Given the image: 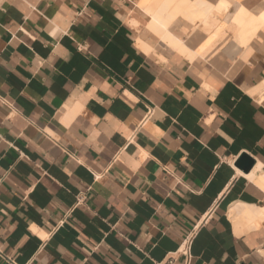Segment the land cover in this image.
I'll return each instance as SVG.
<instances>
[{
    "label": "crops",
    "instance_id": "1",
    "mask_svg": "<svg viewBox=\"0 0 264 264\" xmlns=\"http://www.w3.org/2000/svg\"><path fill=\"white\" fill-rule=\"evenodd\" d=\"M131 8L0 0V264H264V31L192 59Z\"/></svg>",
    "mask_w": 264,
    "mask_h": 264
},
{
    "label": "bare ground",
    "instance_id": "2",
    "mask_svg": "<svg viewBox=\"0 0 264 264\" xmlns=\"http://www.w3.org/2000/svg\"><path fill=\"white\" fill-rule=\"evenodd\" d=\"M130 12L131 21L135 26L142 25L149 28L165 43V46L186 54L192 59L197 56L196 52L191 50L183 40L173 35L171 32L173 26L181 25L190 29L198 25L204 30H211L208 39L204 42L207 45L210 42L214 44L212 41L215 39L217 41L219 36L227 32V28L233 31L234 39L241 45L249 44L255 36L264 31V3L262 2L249 7L246 0H155L148 7L135 4ZM212 15L216 17V21L210 20ZM204 43L201 47L199 46V54L209 49L210 44L207 46ZM137 44L146 52L153 50V46L148 45L142 37H139ZM204 45L207 46H205L206 50ZM242 215L247 221L256 223L258 219L264 217V209L247 206ZM252 223L250 225H254Z\"/></svg>",
    "mask_w": 264,
    "mask_h": 264
},
{
    "label": "water",
    "instance_id": "3",
    "mask_svg": "<svg viewBox=\"0 0 264 264\" xmlns=\"http://www.w3.org/2000/svg\"><path fill=\"white\" fill-rule=\"evenodd\" d=\"M236 165L241 169L249 171L255 165V160L251 156L245 154L237 161Z\"/></svg>",
    "mask_w": 264,
    "mask_h": 264
},
{
    "label": "rangeland",
    "instance_id": "4",
    "mask_svg": "<svg viewBox=\"0 0 264 264\" xmlns=\"http://www.w3.org/2000/svg\"><path fill=\"white\" fill-rule=\"evenodd\" d=\"M131 1V6L133 7L135 4H138L139 6H141V7H148V6H150V4H152L155 0H130ZM214 1H216V0H214ZM210 20L211 21H216L217 19H216V17L215 16H211L210 17ZM142 27H144V26H142L141 25V27H139V28H142ZM201 28H203V27H201ZM227 31H231V29H229V28H227L226 29ZM206 31H208V32H210L211 30H206ZM233 32V31H232ZM225 33H223V35H224ZM221 35V34H220ZM222 35V36H223ZM219 37H221V36H219Z\"/></svg>",
    "mask_w": 264,
    "mask_h": 264
},
{
    "label": "built area",
    "instance_id": "5",
    "mask_svg": "<svg viewBox=\"0 0 264 264\" xmlns=\"http://www.w3.org/2000/svg\"><path fill=\"white\" fill-rule=\"evenodd\" d=\"M0 253H1V251H0ZM13 264H16V263L13 262Z\"/></svg>",
    "mask_w": 264,
    "mask_h": 264
}]
</instances>
